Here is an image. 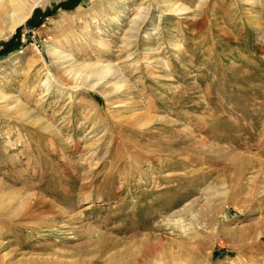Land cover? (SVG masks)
I'll list each match as a JSON object with an SVG mask.
<instances>
[{
	"label": "rangeland",
	"instance_id": "374dc122",
	"mask_svg": "<svg viewBox=\"0 0 264 264\" xmlns=\"http://www.w3.org/2000/svg\"><path fill=\"white\" fill-rule=\"evenodd\" d=\"M68 2L0 41V264H264V0Z\"/></svg>",
	"mask_w": 264,
	"mask_h": 264
},
{
	"label": "bare ground",
	"instance_id": "6f19581e",
	"mask_svg": "<svg viewBox=\"0 0 264 264\" xmlns=\"http://www.w3.org/2000/svg\"><path fill=\"white\" fill-rule=\"evenodd\" d=\"M44 2H45V0L44 1L43 0H0V41L10 39L11 36L14 35V33L17 31L18 28L25 25L28 22V20L32 18L34 11L38 7H41V5H44ZM159 3L163 5L164 12L173 13L176 11V9H174V7L176 5L174 0H159ZM176 12H178V11H176ZM146 16L143 15V16H140L139 18H136L135 24L133 26H131L132 27L131 30L133 29L134 31H138L141 28L143 21H145ZM113 21H115L116 23H119V20L116 18H113ZM50 50H51L50 53H56L57 52V49H55V48H51ZM56 54H58V53H56ZM60 55H61V57H63V61L59 66L60 67V75L58 74L59 78H61V79H62L63 75L68 73L69 75H72V78L75 79L74 81H76V83L83 84L84 86H90L93 88L103 85V81H106V79H109L111 82L107 81L104 86L109 85V83L110 84L113 83V85L117 87L122 82V78L120 77V75H121L120 71L115 65H112V64H107V65L97 64V65H95V64H81V63H80V65H75V60L73 58H69L67 55L64 54V52H62ZM52 78H54L53 74L51 72H49L48 77L45 81V84L47 83V85H48V90H50L51 87H53L52 86L53 84H51ZM69 79H71V78H69ZM54 83H56V82H54ZM77 87H79V85ZM5 98H6V95L3 94L2 92H0V99H5ZM12 111H13V109H12ZM3 198L5 199L4 196H3ZM12 199H13V197H12ZM12 199H10V200H12ZM14 200H15V198H14ZM7 201H9L8 198H7ZM2 202H5V201H1V203ZM10 204L12 205V203H10ZM7 205H8V203H7ZM12 207H11V209H12ZM29 208H33V207L31 206ZM37 208H38V206H37ZM5 210L7 211L8 209H5Z\"/></svg>",
	"mask_w": 264,
	"mask_h": 264
},
{
	"label": "trees",
	"instance_id": "16d2710c",
	"mask_svg": "<svg viewBox=\"0 0 264 264\" xmlns=\"http://www.w3.org/2000/svg\"><path fill=\"white\" fill-rule=\"evenodd\" d=\"M80 2V0H70V2H68L67 6H71V7H74L76 6L78 3ZM11 48L10 47H7V49L4 51H0V57L6 55L8 53V51H10Z\"/></svg>",
	"mask_w": 264,
	"mask_h": 264
}]
</instances>
